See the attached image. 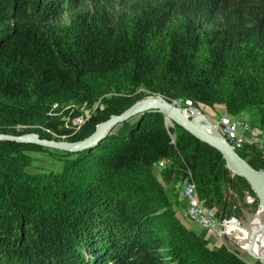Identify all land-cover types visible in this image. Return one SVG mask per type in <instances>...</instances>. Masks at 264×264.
Instances as JSON below:
<instances>
[{
    "label": "trees",
    "instance_id": "obj_1",
    "mask_svg": "<svg viewBox=\"0 0 264 264\" xmlns=\"http://www.w3.org/2000/svg\"><path fill=\"white\" fill-rule=\"evenodd\" d=\"M76 9L69 25L54 23ZM124 83L233 116L264 104V0H0V133L70 135L62 109L93 107ZM133 104L99 111L68 141ZM179 129L173 143L165 116L147 112L55 176L16 171L9 149L21 145L0 143V264H244L165 204L152 169L174 154L207 196L221 179L248 185Z\"/></svg>",
    "mask_w": 264,
    "mask_h": 264
},
{
    "label": "rangeland",
    "instance_id": "obj_2",
    "mask_svg": "<svg viewBox=\"0 0 264 264\" xmlns=\"http://www.w3.org/2000/svg\"><path fill=\"white\" fill-rule=\"evenodd\" d=\"M121 10L122 9L120 5L117 6V11ZM80 11L81 9L67 11L60 20H57L54 23L69 25L71 23L72 14ZM157 96L165 99L161 95H151V92L142 86H135L132 84L124 83V85H118L108 91L93 105V107L89 108L86 105L76 106L74 104H70L61 110V112L59 113V116H61V118L58 122L60 130L68 129L72 130V133L65 136L54 134V140L69 142L68 136L81 132L86 125L85 122L90 120L91 116L98 114L99 111H104L107 107H112L114 105L117 106L120 103L133 102L135 104L141 99ZM136 97H138V99L135 101ZM175 101H177V103L179 102L178 104L182 106L194 104L190 100L182 99V97L172 99L171 103H174ZM194 105L201 109L202 112L205 113V115H207L213 121L217 119V115H219L220 113L227 112L225 105H216L212 108L214 110V115L210 117L209 113L207 112L206 105ZM127 107L128 106H126L125 108ZM74 111L80 113L79 118L72 117L74 115ZM195 111L199 114L197 108H195L194 112L191 114L193 119H195ZM229 115L231 117L237 118L242 123L245 122L251 129L248 134H251V132L256 128L260 129L261 138L263 139L255 140L251 137V135L245 136V139H248L247 142L250 145L251 150L253 151V157L248 158L250 164L254 168L264 171V104L249 105L238 115ZM136 119L137 117L132 119L131 121H135ZM166 125L169 124L166 123ZM120 126L121 125L115 127L114 129H112V131L118 130ZM171 128H173L174 130L173 139L174 142H176V137L177 134L180 133V129L176 125H172ZM24 130L26 129L23 127H17L15 129V131L18 132H22ZM26 134L29 133L21 135ZM19 145H21V148L17 147L9 149L12 150V158H14L16 161V165H14V168L16 171L22 170L24 173L30 176H55L61 174L68 163L75 160L80 153H83L85 151L65 152L33 144ZM243 149L239 153L245 157L247 154V148ZM189 173H191V171L188 170L187 165L179 154H174L169 159L159 161L153 166L152 169V174L161 184L162 196L164 198L165 204L170 209L174 210L173 212L175 213L177 221L186 228H188L187 222L189 224L191 220L189 216V218H187L183 211H181L182 203L186 204V212L188 215V203L183 201L181 194L184 185L187 182ZM236 177L240 176L232 175L231 172V178L233 179ZM196 184L200 199L203 202H206L207 205L213 208L216 212V229L208 230V233H210V237L214 235L215 237H213L216 239V241L212 240V238L209 239L207 236H202L203 230L201 228H198V230L194 231V233L200 237H203L202 239L205 242L206 246L211 250L225 251L228 254H235L241 259L242 263L244 264H264V256L252 250V242H250L252 240L247 239L243 241L244 235L248 233V229L251 228L254 219L256 218L259 210L262 208L256 194L249 187V185L241 187L242 184L237 182L236 178L235 188H233L232 183L225 184L223 179H221L219 182V186L221 188L220 192L218 194H209L207 196L205 193L200 191L198 183ZM231 221H236L240 226L242 231L241 238L237 239V237L235 236L236 239H233L231 237L232 235L224 233L225 226L230 225Z\"/></svg>",
    "mask_w": 264,
    "mask_h": 264
},
{
    "label": "water",
    "instance_id": "obj_3",
    "mask_svg": "<svg viewBox=\"0 0 264 264\" xmlns=\"http://www.w3.org/2000/svg\"><path fill=\"white\" fill-rule=\"evenodd\" d=\"M195 108H191L193 113ZM201 113L207 129L202 128L195 122L191 114H187L183 108L176 106L167 99L157 97H147L139 100L123 113L112 115L110 118L97 125L96 130L83 140L75 142L49 140L41 138L37 133L26 135H12L0 133V142H12L18 144H33L65 152H81L90 150L107 138L115 127L123 125L134 118L143 116L147 112H160L166 118L168 128L177 125L200 142L209 145L217 150L227 163L232 175L242 177L249 187L256 194L261 207L264 210V171L254 168L248 160L237 152L234 147L222 136L214 123ZM230 165V166H229ZM234 168V170L232 169Z\"/></svg>",
    "mask_w": 264,
    "mask_h": 264
},
{
    "label": "built area",
    "instance_id": "obj_4",
    "mask_svg": "<svg viewBox=\"0 0 264 264\" xmlns=\"http://www.w3.org/2000/svg\"><path fill=\"white\" fill-rule=\"evenodd\" d=\"M178 103L177 101L174 102L176 106H179L187 111V114H191L192 112L190 109L195 107L192 104L182 106ZM195 108L199 109L198 107ZM199 110L202 111L201 109ZM209 120L211 119L209 118ZM211 121L214 123L215 127L219 130L222 136L234 147L237 152H240L245 147V136H247L246 133L251 130L245 122L242 123L237 118L231 117L227 112L220 113L217 115L216 120ZM250 135L255 140L263 139L261 138V131L258 128L254 129ZM181 196L183 201L188 203V216L192 221L207 231L216 229V212L213 208L208 206L206 202H203L200 199L197 185L193 180L191 173L188 175L187 182L184 185Z\"/></svg>",
    "mask_w": 264,
    "mask_h": 264
},
{
    "label": "bare ground",
    "instance_id": "obj_5",
    "mask_svg": "<svg viewBox=\"0 0 264 264\" xmlns=\"http://www.w3.org/2000/svg\"><path fill=\"white\" fill-rule=\"evenodd\" d=\"M193 112H194V110H193ZM194 120L202 128L207 129V125H206L205 121L203 120V117H202L200 112L198 114L195 111V119ZM232 169L234 170V168H232ZM263 219H264V210H263V208H261L259 210L256 218L254 219L251 228L248 229V233L246 235H244L243 241L247 240V239L252 240V241H250V242H252V245H251L252 250H254L255 252H258L264 256V223H263ZM224 233H227L228 235H232L231 237L233 239H236V237H237V239H239V238H241L242 231H241V228L236 221H231L230 225L225 226Z\"/></svg>",
    "mask_w": 264,
    "mask_h": 264
},
{
    "label": "crops",
    "instance_id": "obj_6",
    "mask_svg": "<svg viewBox=\"0 0 264 264\" xmlns=\"http://www.w3.org/2000/svg\"><path fill=\"white\" fill-rule=\"evenodd\" d=\"M214 106H216V105H214ZM212 108H213V106H207V112L209 113L210 117L214 115V110ZM246 135L250 136V134H248V133H246ZM247 140H246V144H245L244 148L245 149L247 148V154H246L245 158L247 157L246 159L248 160L249 157H253V151L251 150L250 145L248 144ZM248 151H249V153H248ZM248 162H249V160H248ZM181 211H183V213L186 215V217L189 218L188 215H187V212H186V204L182 203V210ZM187 225H188V228L191 229L192 231H197L198 228H201L203 230L202 231V236H207L209 239L212 238V240L216 241V239L214 238L215 237L214 235H212V237H210V233H208V231L203 229L200 225H198L197 223L193 222L192 220H191V222H189V224L187 222Z\"/></svg>",
    "mask_w": 264,
    "mask_h": 264
}]
</instances>
